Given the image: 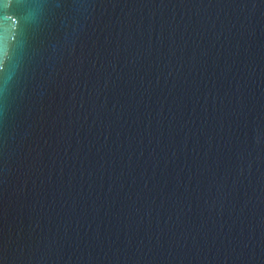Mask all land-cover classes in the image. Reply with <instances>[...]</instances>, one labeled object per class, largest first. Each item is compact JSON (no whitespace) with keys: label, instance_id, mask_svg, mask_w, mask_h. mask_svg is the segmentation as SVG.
<instances>
[{"label":"water","instance_id":"1","mask_svg":"<svg viewBox=\"0 0 264 264\" xmlns=\"http://www.w3.org/2000/svg\"><path fill=\"white\" fill-rule=\"evenodd\" d=\"M0 264H264V0H0Z\"/></svg>","mask_w":264,"mask_h":264}]
</instances>
